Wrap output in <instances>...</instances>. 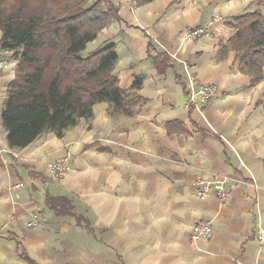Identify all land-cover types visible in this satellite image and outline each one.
I'll list each match as a JSON object with an SVG mask.
<instances>
[{"label":"crops","instance_id":"0c3cea01","mask_svg":"<svg viewBox=\"0 0 264 264\" xmlns=\"http://www.w3.org/2000/svg\"><path fill=\"white\" fill-rule=\"evenodd\" d=\"M111 1L119 19L84 52L113 43L119 88L145 102L129 113L96 103L62 137L44 132L20 149L0 117V264H264V66L249 86L235 52L220 58L218 45L234 33L229 18L264 16V0ZM195 27L209 35L188 37ZM4 60L0 114L16 66ZM190 74L215 87L199 107L185 105ZM65 155L69 169L51 180L48 164ZM215 177L227 179L228 199L199 195L197 179ZM46 195L69 198L74 216H56ZM199 221L209 238L191 237Z\"/></svg>","mask_w":264,"mask_h":264},{"label":"trees","instance_id":"16d2710c","mask_svg":"<svg viewBox=\"0 0 264 264\" xmlns=\"http://www.w3.org/2000/svg\"><path fill=\"white\" fill-rule=\"evenodd\" d=\"M151 1L131 0L133 5ZM118 19V6L111 0H0V51L16 60L0 114L10 148H23L44 132L62 137L80 119L90 120L96 103L129 113L145 102L119 88L113 43L82 55L98 32ZM226 24L234 33L219 42L220 58L233 50L236 68L249 75L253 86L262 79L264 16L255 10ZM151 49L149 44V53ZM140 86L137 79L130 90ZM44 205L56 216H74L65 196L46 195Z\"/></svg>","mask_w":264,"mask_h":264},{"label":"built area","instance_id":"2783aa9c","mask_svg":"<svg viewBox=\"0 0 264 264\" xmlns=\"http://www.w3.org/2000/svg\"><path fill=\"white\" fill-rule=\"evenodd\" d=\"M209 33L203 27H195L188 31L187 36L191 38H199L208 36ZM6 64L5 60L0 59V69ZM195 85L197 88L195 89ZM187 99L186 107H199L207 103L215 95V87L211 83L196 84L194 76L189 75L186 83ZM70 166V159L68 155L60 157L48 164V175L51 180L59 181L67 172ZM196 184L199 187V195L207 196L215 195L221 200H226L231 196V187L227 185L225 177H215L211 180L197 179ZM28 226L36 224L35 218L26 223ZM212 228L207 222H196L191 227V237L193 239H207L210 237ZM256 240L258 242L264 241V228L258 229L256 232Z\"/></svg>","mask_w":264,"mask_h":264},{"label":"rangeland","instance_id":"374dc122","mask_svg":"<svg viewBox=\"0 0 264 264\" xmlns=\"http://www.w3.org/2000/svg\"><path fill=\"white\" fill-rule=\"evenodd\" d=\"M91 47L88 48V51L90 50ZM10 52H4V51H0V59L4 60L5 58H10ZM88 53L87 52H83L82 55L86 56Z\"/></svg>","mask_w":264,"mask_h":264}]
</instances>
